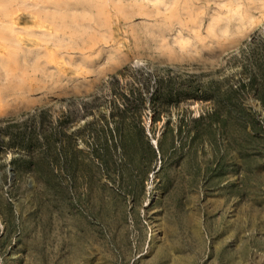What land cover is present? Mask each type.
<instances>
[{"label":"rangeland","instance_id":"rangeland-1","mask_svg":"<svg viewBox=\"0 0 264 264\" xmlns=\"http://www.w3.org/2000/svg\"><path fill=\"white\" fill-rule=\"evenodd\" d=\"M0 5V264H264V0Z\"/></svg>","mask_w":264,"mask_h":264},{"label":"bare ground","instance_id":"bare-ground-1","mask_svg":"<svg viewBox=\"0 0 264 264\" xmlns=\"http://www.w3.org/2000/svg\"><path fill=\"white\" fill-rule=\"evenodd\" d=\"M15 1V0H14ZM60 1V0H59ZM71 2V1H70ZM4 4V3H3ZM11 4V3H10ZM58 5H59V2H58ZM1 7L3 6V5H0ZM8 6V5H7ZM10 7V6H9ZM4 8H5V6H4ZM11 9H13L12 7H10ZM59 8V7H58ZM62 8V7H61ZM30 9V8H29ZM4 10V9H3ZM5 11V10H4ZM4 11H2V12H4ZM12 11V10H11ZM6 12V11H5ZM39 13V12H38ZM3 15V14H2ZM1 15V16H2ZM7 15V14H6ZM47 15V14H46ZM59 16V15H58ZM16 17H17V15H15V14H12V20H13V23H15V19H16ZM40 16L38 15V18H39ZM2 18V17H1ZM63 18V17H62ZM40 19V18H39ZM39 21V20H38ZM43 23V22H42ZM5 24V23H4ZM11 24V23H10ZM11 26V25H10ZM15 27V26H14ZM4 29V28H3ZM9 29V28H8ZM7 30V29H6ZM28 30H30V29H28ZM9 31H11V29L9 30ZM9 31H6V32H9ZM14 31V30H13ZM15 31H16V28H15ZM14 31V32H15ZM27 31V30H26ZM37 31V30H36ZM41 31V30H40ZM49 31V30H48ZM55 31V30H54ZM28 32V31H27ZM33 32V31H32ZM50 32V31H49ZM29 33H31V32H29ZM6 34V33H5ZM9 34V33H8ZM11 34H12V31H11ZM14 35V34H13ZM55 35H56V33H55ZM35 36V35H34ZM48 36V34H46V37ZM50 40H51V38H49ZM234 43H235V41H233ZM53 55V54H52Z\"/></svg>","mask_w":264,"mask_h":264}]
</instances>
